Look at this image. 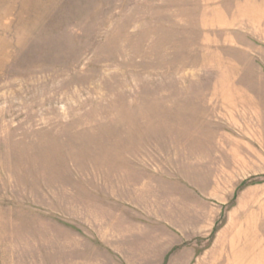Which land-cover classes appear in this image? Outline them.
<instances>
[{
    "label": "rangeland",
    "instance_id": "374dc122",
    "mask_svg": "<svg viewBox=\"0 0 264 264\" xmlns=\"http://www.w3.org/2000/svg\"><path fill=\"white\" fill-rule=\"evenodd\" d=\"M263 43L264 0H0V264H264Z\"/></svg>",
    "mask_w": 264,
    "mask_h": 264
},
{
    "label": "crops",
    "instance_id": "0c3cea01",
    "mask_svg": "<svg viewBox=\"0 0 264 264\" xmlns=\"http://www.w3.org/2000/svg\"><path fill=\"white\" fill-rule=\"evenodd\" d=\"M264 44V43H263ZM260 47V45H259ZM264 49V45L261 46L259 49ZM257 64L260 68L261 71H264V50L261 51L259 50L258 54H257ZM154 246H150V244H148V260H152V258L150 257V250L153 249ZM158 248H162V250H159L158 252V260L155 261L154 264H168L169 263V252H170V247H161L159 246ZM164 249V250H163ZM172 259V258H171ZM148 263H153L152 261H148Z\"/></svg>",
    "mask_w": 264,
    "mask_h": 264
}]
</instances>
